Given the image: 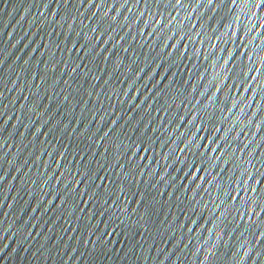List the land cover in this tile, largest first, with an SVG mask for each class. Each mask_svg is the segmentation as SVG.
<instances>
[{
  "label": "water",
  "instance_id": "95a60500",
  "mask_svg": "<svg viewBox=\"0 0 264 264\" xmlns=\"http://www.w3.org/2000/svg\"><path fill=\"white\" fill-rule=\"evenodd\" d=\"M0 264H264V0H0Z\"/></svg>",
  "mask_w": 264,
  "mask_h": 264
}]
</instances>
